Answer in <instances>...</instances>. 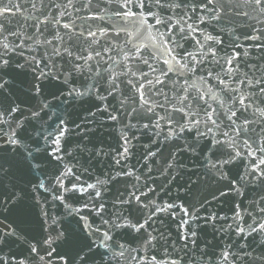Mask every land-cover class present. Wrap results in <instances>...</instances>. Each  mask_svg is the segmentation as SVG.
<instances>
[{
	"label": "snow or ice",
	"instance_id": "1",
	"mask_svg": "<svg viewBox=\"0 0 264 264\" xmlns=\"http://www.w3.org/2000/svg\"><path fill=\"white\" fill-rule=\"evenodd\" d=\"M0 264H264V0H0Z\"/></svg>",
	"mask_w": 264,
	"mask_h": 264
}]
</instances>
